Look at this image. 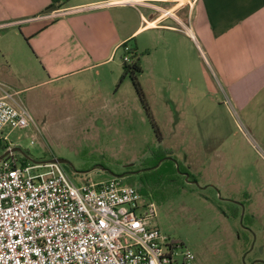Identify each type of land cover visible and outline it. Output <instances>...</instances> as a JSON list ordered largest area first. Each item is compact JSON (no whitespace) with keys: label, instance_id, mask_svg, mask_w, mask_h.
Instances as JSON below:
<instances>
[{"label":"rangeland","instance_id":"1","mask_svg":"<svg viewBox=\"0 0 264 264\" xmlns=\"http://www.w3.org/2000/svg\"><path fill=\"white\" fill-rule=\"evenodd\" d=\"M22 31L0 30V82L20 91L36 122V127L4 129L18 157L35 163L65 160L63 167L78 187L115 175L124 185L145 189L156 206L153 226L180 244L179 251H190L191 264L264 260V138L244 113L224 103L214 77L198 72L187 81L182 65L175 74L164 44L148 41L147 33L139 91L130 77L119 83L122 72L113 81L85 73L42 85ZM123 57L119 50V65ZM159 146L197 184L179 176L164 175L156 183L143 176L144 161ZM248 214L253 226L243 224Z\"/></svg>","mask_w":264,"mask_h":264},{"label":"crops","instance_id":"2","mask_svg":"<svg viewBox=\"0 0 264 264\" xmlns=\"http://www.w3.org/2000/svg\"><path fill=\"white\" fill-rule=\"evenodd\" d=\"M50 5L51 0H0V30L24 28L20 39L38 66V84L85 73L113 81L122 72L119 50L131 46L142 65V36L149 33L148 41L164 44L171 71L182 65L187 81L208 72L224 103L244 113L264 138V0H67L49 10ZM164 10L172 16H163Z\"/></svg>","mask_w":264,"mask_h":264},{"label":"built area","instance_id":"3","mask_svg":"<svg viewBox=\"0 0 264 264\" xmlns=\"http://www.w3.org/2000/svg\"><path fill=\"white\" fill-rule=\"evenodd\" d=\"M32 125L19 92L0 82V264H191L135 187L116 177L78 187L59 163L21 164L3 131Z\"/></svg>","mask_w":264,"mask_h":264},{"label":"trees","instance_id":"4","mask_svg":"<svg viewBox=\"0 0 264 264\" xmlns=\"http://www.w3.org/2000/svg\"><path fill=\"white\" fill-rule=\"evenodd\" d=\"M66 2L67 0H51V5L49 6L48 9L49 10L60 9V7L63 6ZM126 48H128V50H126ZM123 54L124 56L125 55L129 56V62H125L123 60L122 76L119 80V83H121L125 78L130 77L134 83V86L139 91L140 88L136 78L142 72L140 58L137 52L131 46L128 45L123 46ZM160 161H162V163L160 166L157 167ZM27 162H28L27 158L20 157L21 164L24 165ZM143 165L145 166L143 170H141L143 171L142 173L143 176L151 177V179L155 183L160 182L161 177L164 175L179 176L184 180H186L185 175H188V178L186 180L187 182L196 181L195 176L190 174L188 170L182 167L176 161L174 155L168 149L162 146H159L157 150H154L151 153L150 157L144 161ZM137 191L142 197L147 198L149 201H153L152 194L149 195L145 189H137ZM242 204L245 208L249 206V202L246 200H244ZM244 222H243L244 226L245 224L248 226H253L254 224L253 216L250 214L246 215L244 217ZM255 264H261V263H255Z\"/></svg>","mask_w":264,"mask_h":264},{"label":"water","instance_id":"5","mask_svg":"<svg viewBox=\"0 0 264 264\" xmlns=\"http://www.w3.org/2000/svg\"><path fill=\"white\" fill-rule=\"evenodd\" d=\"M13 151L16 152V151H19V150L14 149ZM5 157H6V154H3L2 156H0V160L4 159ZM51 162L59 163V164H61V165L67 163L65 160H62V159H54V160H51ZM161 163H162V161L159 162V164L157 165V167L160 166ZM113 176L116 177V178H118V177L115 176V175H113ZM185 177H186V180H187L188 175H185ZM190 183H191V184H197L196 181H191ZM239 205H241V204H239ZM241 206H242V205H241ZM242 207H243V206H242Z\"/></svg>","mask_w":264,"mask_h":264},{"label":"flooded vegetation","instance_id":"6","mask_svg":"<svg viewBox=\"0 0 264 264\" xmlns=\"http://www.w3.org/2000/svg\"><path fill=\"white\" fill-rule=\"evenodd\" d=\"M131 173H135V172H131ZM248 232H251V231L248 229ZM250 246H251V244H250ZM255 263L264 264V260H262V259L261 260L260 259H254L251 264H255Z\"/></svg>","mask_w":264,"mask_h":264}]
</instances>
